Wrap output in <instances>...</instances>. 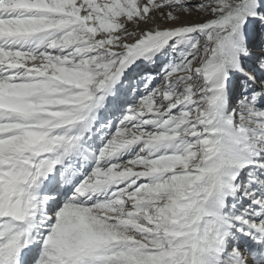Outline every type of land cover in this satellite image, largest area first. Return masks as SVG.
Masks as SVG:
<instances>
[{"label":"snow or ice","instance_id":"1","mask_svg":"<svg viewBox=\"0 0 264 264\" xmlns=\"http://www.w3.org/2000/svg\"><path fill=\"white\" fill-rule=\"evenodd\" d=\"M0 264H264V0H0Z\"/></svg>","mask_w":264,"mask_h":264}]
</instances>
